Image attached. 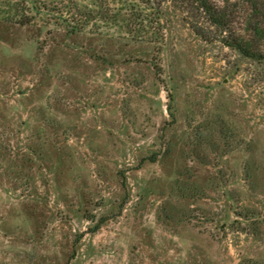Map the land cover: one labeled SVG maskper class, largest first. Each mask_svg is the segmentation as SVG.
Listing matches in <instances>:
<instances>
[{"label":"rangeland","instance_id":"374dc122","mask_svg":"<svg viewBox=\"0 0 264 264\" xmlns=\"http://www.w3.org/2000/svg\"><path fill=\"white\" fill-rule=\"evenodd\" d=\"M95 1L0 0V264H264V0Z\"/></svg>","mask_w":264,"mask_h":264},{"label":"trees","instance_id":"16d2710c","mask_svg":"<svg viewBox=\"0 0 264 264\" xmlns=\"http://www.w3.org/2000/svg\"><path fill=\"white\" fill-rule=\"evenodd\" d=\"M149 1L150 0H131V1L121 0V5H122V7H125V6L128 7L131 5V10H129V11H131L130 17H135L137 15V13L133 9L135 8L136 11L140 10L143 13V11H145V9H146L147 3H150ZM165 1H167V0H164V2ZM250 1L251 0H249V2ZM95 2L97 3V5H95V6H97L99 8V12L98 11L97 12L103 14V12L105 10V6L102 5L103 1L96 0ZM160 2H162V1H160ZM160 2L158 4H160ZM194 3L196 4V6H198L200 8V10L203 13L208 15V17L210 18V21L214 25L221 27V28L223 27V26H220V24H221V19H223L224 16L223 17L221 16V12L218 8H215L214 6L211 5V0H195ZM158 4H157V6H158ZM152 8L150 10L153 11L154 8L153 9ZM86 9H88V8H86ZM252 10L254 12H256L258 10L255 7V4H253ZM128 12L126 11V14ZM93 15H94V13L92 12V10H89V12H87L84 17H89V19H92ZM17 17H18V15H17V12H16L14 7L9 8V10H7L6 13L0 9V21H2V22L19 24L22 26L29 25L32 23V21L30 19H27L26 17L21 16L20 20H18ZM147 18H152V16L149 15ZM134 19L135 18H132V20H134ZM145 20H146V18H145ZM72 23H74V22H72ZM74 27L75 26H72V28H74ZM146 27H145V25L139 24L138 22L134 23V22L130 21L128 16H127V18L122 17V20H120V24L117 25L118 29H120L121 31L123 30L126 33L130 34L129 37L132 38L131 39L132 41H138V42L142 41V38L140 37V35H141V33L144 32V29H146ZM252 31H253L252 38L244 39L243 36L235 37V38L231 39L230 42H227L226 45L233 48L236 52H238L244 58L264 63V54L259 50V42L261 40H264V29L261 27V24H258V25H255L253 27ZM134 34L137 35L138 40H136L134 38V36H133ZM155 38L156 39L158 38L157 34H156ZM155 42H157V41H155ZM155 42H152V43H155Z\"/></svg>","mask_w":264,"mask_h":264}]
</instances>
